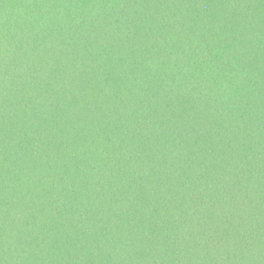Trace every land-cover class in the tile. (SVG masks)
I'll list each match as a JSON object with an SVG mask.
<instances>
[{
  "label": "trees",
  "instance_id": "1",
  "mask_svg": "<svg viewBox=\"0 0 264 264\" xmlns=\"http://www.w3.org/2000/svg\"><path fill=\"white\" fill-rule=\"evenodd\" d=\"M0 264H264V0H0Z\"/></svg>",
  "mask_w": 264,
  "mask_h": 264
}]
</instances>
